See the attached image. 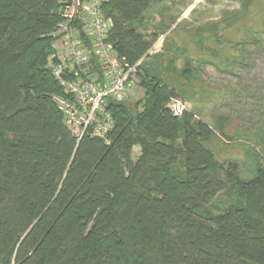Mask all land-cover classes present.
<instances>
[{
    "label": "trees",
    "instance_id": "16d2710c",
    "mask_svg": "<svg viewBox=\"0 0 264 264\" xmlns=\"http://www.w3.org/2000/svg\"><path fill=\"white\" fill-rule=\"evenodd\" d=\"M61 1L72 0H0V264H264V142L248 173L217 158L212 125L168 106L181 84L191 97L215 65L207 42L239 70L264 53V0H246L245 15L223 33H191L199 57L172 41L166 62L147 53L150 35L136 26L152 0L103 2L107 41L121 62L139 61L134 85L143 94L108 98L105 138L86 132L79 140L52 98L65 93L46 65ZM247 90L257 129L226 135L221 124L227 141L264 136V82ZM219 196L227 205L213 212Z\"/></svg>",
    "mask_w": 264,
    "mask_h": 264
},
{
    "label": "rangeland",
    "instance_id": "374dc122",
    "mask_svg": "<svg viewBox=\"0 0 264 264\" xmlns=\"http://www.w3.org/2000/svg\"><path fill=\"white\" fill-rule=\"evenodd\" d=\"M245 2L246 0H152L136 26L139 31L150 35L149 38L152 40L150 56L163 54L160 59L166 62L172 55V41L176 40L179 45L188 48L190 54L199 57L196 50L190 48L195 47L192 42L195 38L191 37V33L207 34L213 27H220L217 30L219 34L227 31H221V26L234 21L233 18H242L246 12L243 9ZM261 14L264 15V10ZM210 42L205 45L208 49L205 47L204 50L209 53L215 65H206L203 73L199 75L197 86L192 87L187 93L189 95L194 91L191 97L184 96L186 95L184 90L189 89L190 85L181 84L178 90L180 96L172 99L179 100L184 109L194 110L198 118L214 127L215 136L210 137L209 145L218 159H235L242 163L249 173L254 164V153L262 152L264 136L258 138L259 140H249V144L227 141L221 135L219 128L222 124V131L226 135H234V132L242 129L249 134L256 131L257 128L252 127L256 121L250 104L253 99L244 92V89L250 92L249 89L256 87L261 81L264 82V53H254L249 61L251 66L248 70H239L234 61H224L214 57L212 48L208 46ZM209 55L203 57L209 58ZM181 56L176 57V65L181 64ZM231 56L227 55L230 58ZM142 94V88L137 84L134 85L131 101L134 102ZM238 94L245 96L246 105H239L240 102L236 99ZM137 153L135 148L132 155L135 156ZM227 202L226 198L219 196L211 203L212 211L221 212Z\"/></svg>",
    "mask_w": 264,
    "mask_h": 264
},
{
    "label": "built area",
    "instance_id": "2783aa9c",
    "mask_svg": "<svg viewBox=\"0 0 264 264\" xmlns=\"http://www.w3.org/2000/svg\"><path fill=\"white\" fill-rule=\"evenodd\" d=\"M106 1H61L59 12L63 20L50 33L54 40L46 65L65 93L52 98L77 140L86 132L105 138L113 125L106 109L107 99L121 100L133 94L139 61L133 65L121 62L107 41L111 19L103 15L100 7ZM75 20L83 26V32ZM168 106L177 115L184 110L176 99H171Z\"/></svg>",
    "mask_w": 264,
    "mask_h": 264
}]
</instances>
